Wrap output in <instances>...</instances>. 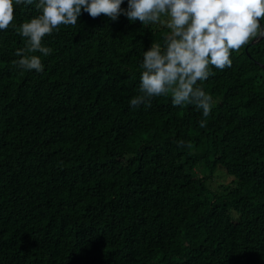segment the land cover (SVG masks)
Listing matches in <instances>:
<instances>
[{
	"label": "trees",
	"instance_id": "trees-1",
	"mask_svg": "<svg viewBox=\"0 0 264 264\" xmlns=\"http://www.w3.org/2000/svg\"><path fill=\"white\" fill-rule=\"evenodd\" d=\"M13 4L17 27L39 14ZM12 25L0 30V264H264V37L209 66L200 128L170 95L129 106L166 26L82 9L42 39L53 51L34 53L37 73L13 63L25 39Z\"/></svg>",
	"mask_w": 264,
	"mask_h": 264
},
{
	"label": "clouds",
	"instance_id": "clouds-1",
	"mask_svg": "<svg viewBox=\"0 0 264 264\" xmlns=\"http://www.w3.org/2000/svg\"><path fill=\"white\" fill-rule=\"evenodd\" d=\"M15 0L18 6L35 4L39 13L18 27L14 20L13 0H0V30L12 25L25 39L17 49L13 63L22 70L41 73L44 65L39 52L47 57L53 51L42 39L59 30L60 25L75 26L83 11L92 18L101 14L112 21L124 15L130 22L142 25L166 24L170 34L143 52L139 89L129 101L130 108L151 107L155 97L171 96L173 107L192 105L201 112L199 127L214 106L213 97L202 84L209 76L210 65L223 71L232 66V52L254 38L264 37V0ZM178 146L192 148L179 140Z\"/></svg>",
	"mask_w": 264,
	"mask_h": 264
},
{
	"label": "rangeland",
	"instance_id": "rangeland-1",
	"mask_svg": "<svg viewBox=\"0 0 264 264\" xmlns=\"http://www.w3.org/2000/svg\"><path fill=\"white\" fill-rule=\"evenodd\" d=\"M157 25H159V26H166V24H164V23L157 24ZM219 179H220V178H219ZM228 179H229L228 177H226L225 179H222L221 181H219V182L217 183V185H218V184H221V183H225V182H227Z\"/></svg>",
	"mask_w": 264,
	"mask_h": 264
},
{
	"label": "water",
	"instance_id": "water-1",
	"mask_svg": "<svg viewBox=\"0 0 264 264\" xmlns=\"http://www.w3.org/2000/svg\"><path fill=\"white\" fill-rule=\"evenodd\" d=\"M261 38H263V37H260L259 39L254 38V39L252 40V42H254V41H256V40H260ZM262 66L264 67V65H262Z\"/></svg>",
	"mask_w": 264,
	"mask_h": 264
}]
</instances>
